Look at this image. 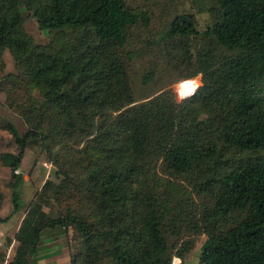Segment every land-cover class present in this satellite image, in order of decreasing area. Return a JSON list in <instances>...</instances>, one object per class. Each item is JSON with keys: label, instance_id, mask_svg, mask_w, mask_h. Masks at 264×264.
Masks as SVG:
<instances>
[{"label": "trees", "instance_id": "1", "mask_svg": "<svg viewBox=\"0 0 264 264\" xmlns=\"http://www.w3.org/2000/svg\"><path fill=\"white\" fill-rule=\"evenodd\" d=\"M213 1L212 27L180 14L159 37L182 57L178 80H206L177 102L168 86L136 99L129 81L127 33L148 28L147 12L125 0H0V88L27 128L1 126L18 151L0 153L11 171L0 222L23 217L0 264H36L42 230L56 227L76 233L72 264H185L190 233L207 235L198 264H264V0ZM24 11L48 43L26 32ZM4 50L16 75L2 72ZM153 80L148 72L142 84ZM26 148L61 179L24 204ZM51 201L63 206L53 218L42 209ZM166 228L181 238L173 251Z\"/></svg>", "mask_w": 264, "mask_h": 264}, {"label": "rangeland", "instance_id": "2", "mask_svg": "<svg viewBox=\"0 0 264 264\" xmlns=\"http://www.w3.org/2000/svg\"><path fill=\"white\" fill-rule=\"evenodd\" d=\"M129 7L135 11H145L151 20L148 28L137 25L128 30V39L123 52V59L126 64L129 81L133 87L136 99L144 98L155 90L168 86L172 90L177 102H182L190 97L204 81L198 77L178 80L179 74L184 70H174V65L181 61L179 55H172L171 48L167 41L160 40L159 37L168 29L171 20L180 14H191L198 31L212 27L217 21L218 9L213 0H125ZM24 27L26 32L32 36L37 44H46L50 41V34L38 28L36 18L31 12L24 11ZM192 42V41H191ZM198 43L193 41L192 47L196 48ZM226 55L235 53L224 51ZM3 63L2 72L5 75H16L15 63L7 50L1 56ZM153 72L154 80L148 86L142 84L143 75ZM185 73V71H184ZM190 95V96H189ZM4 121L12 123L18 133L23 134L27 128L22 119L7 105V98L0 88V153H17L18 147L12 136L1 128ZM82 144H80V147ZM19 172L23 175V188L21 201L27 204L33 200L36 191L42 188L46 180L54 184L60 182L61 176L57 174L55 165L46 160V154L38 148H26L24 157L19 167ZM4 181V180H3ZM178 186V185H177ZM179 187V186H178ZM180 188V187H179ZM52 202V201H51ZM5 203L2 218L10 214L11 203L8 198L0 201V206ZM52 206H42L48 217H56L62 211V205L52 202ZM57 205L59 207H57ZM13 221L9 223L11 229L0 239V249L7 246V257L9 261L15 253L14 235L16 223H20L23 215L15 214ZM13 225V227H12ZM167 229V228H166ZM165 229V230H166ZM167 229L165 231L168 245L173 251L179 246L181 238L176 239ZM206 234H185V240L190 243V249L185 255V264H198L201 253V246L206 240ZM183 240V238H182ZM8 241L11 243L8 244ZM78 249L76 233L68 230L56 228H44L41 232V241L38 248V259L36 264H72V258ZM180 260L178 258H174ZM173 259V261H174Z\"/></svg>", "mask_w": 264, "mask_h": 264}, {"label": "crops", "instance_id": "3", "mask_svg": "<svg viewBox=\"0 0 264 264\" xmlns=\"http://www.w3.org/2000/svg\"><path fill=\"white\" fill-rule=\"evenodd\" d=\"M8 153V152H7ZM12 153V152H11ZM13 154V153H12ZM0 180H4V181H9L11 180V171H10V168L3 165L1 160H0ZM3 206H0V218L1 217V214L4 210V207H5V203L2 204ZM13 221V217H11L8 221L6 222H0V239L3 238L4 235H1V233H5L7 231H9L11 229V227H9V223H11ZM19 226V223L17 222L16 225L14 226L15 228V231H17V228ZM13 227V225H12ZM5 236L9 237V235H6L5 233Z\"/></svg>", "mask_w": 264, "mask_h": 264}, {"label": "built area", "instance_id": "4", "mask_svg": "<svg viewBox=\"0 0 264 264\" xmlns=\"http://www.w3.org/2000/svg\"><path fill=\"white\" fill-rule=\"evenodd\" d=\"M198 78H199L201 81H204V80H205V78H204L202 75H199ZM194 92H195V91H194ZM194 92H193V93H194ZM193 93H192V94H193ZM189 96H190V95H189Z\"/></svg>", "mask_w": 264, "mask_h": 264}]
</instances>
